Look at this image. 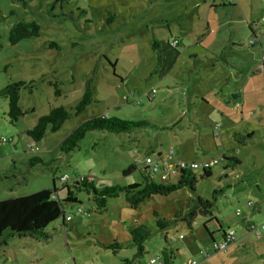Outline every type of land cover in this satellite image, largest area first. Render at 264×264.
I'll return each instance as SVG.
<instances>
[{"label": "rangeland", "instance_id": "1", "mask_svg": "<svg viewBox=\"0 0 264 264\" xmlns=\"http://www.w3.org/2000/svg\"><path fill=\"white\" fill-rule=\"evenodd\" d=\"M219 1L0 0V88L17 81L32 86L20 90L23 114L15 122L7 115L6 98L0 97V200L52 188L53 178L64 199L61 175L70 182L91 176L96 187L142 182L145 156L156 158L169 147L171 164L224 153L239 161L225 176L223 162L213 163L209 177L196 172L194 191L183 187L154 194L136 208L121 194L99 211L87 193L76 192L77 202H62L64 217L70 219L65 226L61 216L49 224L48 238H1L0 264H116L135 253L129 233L140 223L151 235L135 264H146L165 246L176 250L174 264L188 259L264 264V233L256 237L244 226L247 218L256 225L264 221V73L255 74L258 93L243 110L238 94L248 80L241 72L254 69L255 60L264 61L257 50L264 0L213 4ZM20 20L38 23L39 34L11 44L9 29ZM87 81L91 103L75 113ZM200 92L209 93L207 103ZM53 106H64L72 117L33 142L26 130ZM103 113L147 123L119 133L90 130L73 150L59 148L79 123ZM218 122L221 132L215 137L211 131ZM32 157L39 159L31 162ZM131 165L134 170L125 174ZM176 180L171 175L165 182ZM198 195L213 199L221 228L236 233L225 251L213 250L221 228L214 219L205 227L207 216L196 217L192 228L180 222L166 230L156 226L154 211L172 218ZM115 241L121 244L116 251L109 247Z\"/></svg>", "mask_w": 264, "mask_h": 264}, {"label": "trees", "instance_id": "2", "mask_svg": "<svg viewBox=\"0 0 264 264\" xmlns=\"http://www.w3.org/2000/svg\"><path fill=\"white\" fill-rule=\"evenodd\" d=\"M40 26L33 20H20L15 22L9 29L8 41L11 44H16L24 38L37 36L39 34ZM159 58V54H158ZM30 83L24 81H17L6 84L0 88V97L6 98L8 102L7 115L11 122H15L23 111L20 107V90L22 87H28L32 90ZM58 90L55 94H58ZM92 86L90 81L85 84V89L81 100L76 105L75 113H80L86 105L91 103ZM72 117V112L64 106H53L49 112L38 118L37 122L29 129L26 134L31 137L33 142L40 140L47 132V130L55 131L69 118ZM147 122L135 121L119 118L117 116H110L106 114L93 115L88 119L79 123L59 144V148L64 152H69L78 147L80 140H82L86 133L90 130H107L109 132H124L134 127H139ZM235 136V135H234ZM38 157H32L31 162L37 161ZM219 161L223 162V171L227 168H233L239 161L234 157H227L223 154ZM134 165L129 166L124 170V173H129L134 170ZM201 171L199 175L202 177H209L213 172L211 167H203L200 169L186 168L182 169L176 182H165L166 180H157L151 178L147 172L140 170L142 174V182H134L128 185H112L105 187H96L91 176L81 175L73 179L62 180L64 184L62 188L66 189L64 199H60L58 188L53 178L52 188H43L36 192L23 195L14 196L0 200V239L7 236H31L33 238L41 239L48 238L49 233L45 232V228L54 222L60 216L63 217L61 226H65V217L62 202H77L78 198L76 192L84 191L87 193L96 210L103 211L107 207L108 199L124 195L125 200L134 208L138 207L146 199L154 194L167 195L173 191L188 187L191 191L195 190L197 182V171ZM61 179V178H60ZM216 191V190H215ZM214 191V192H215ZM220 193H223L224 187L220 188ZM214 201L201 196L192 199L188 208L174 215L172 218L161 216L157 211H154L156 226L159 230H166L169 227L175 226L177 223H184L189 228H192L193 222L199 215L207 216L206 222L214 219L221 228L222 223L216 216L213 215ZM248 231V225H245ZM130 241L135 247V253L130 257L116 264H135L137 258L146 253L144 242L150 237L151 231L149 228L140 223L130 228ZM222 238L226 236V231L221 230ZM180 235V234H179ZM178 235V238H180ZM182 235V234H181ZM212 237V233L210 234ZM183 236V235H182ZM182 238V237H181ZM213 238V237H212ZM166 241L177 240V237L167 238ZM114 251L120 249L121 244L113 242L109 245ZM176 250L172 246H165L161 249L158 257L159 264H174Z\"/></svg>", "mask_w": 264, "mask_h": 264}, {"label": "built area", "instance_id": "3", "mask_svg": "<svg viewBox=\"0 0 264 264\" xmlns=\"http://www.w3.org/2000/svg\"><path fill=\"white\" fill-rule=\"evenodd\" d=\"M254 42V41H251ZM172 45L176 46V41L172 40ZM256 71H264V61H260L255 66ZM215 132L214 135H218L219 126L216 125L214 128ZM3 141H6V138L2 139ZM173 148L169 147L165 153L157 155L156 158H154L151 155H146L144 158V163L141 167L142 170L147 172V174L151 178L159 179V180H167L171 175L178 176L179 172L182 169L186 168H193V169H200L203 167H211L213 163H218L220 157L218 158H211L206 159L201 162H187V161H179L177 164H171L168 159L173 157ZM165 154V155H164ZM61 180H68L67 175H61ZM248 206H252L253 203L251 201H248ZM79 211H82L79 209ZM237 215H240V210L238 209L236 211ZM70 217L66 216L65 220H69ZM248 225V231L252 232L256 237H259L262 233H264V221L260 225H256L254 222H247ZM179 237L181 238L182 235L180 234ZM174 238V237H173ZM237 238L236 233L232 229H228L226 231V236L224 238H221L218 241H213V250L219 251V250H226V247L229 243L235 241ZM199 253L201 256L206 257L208 255V252L206 250H200ZM146 264H159V260L157 256L150 257L148 262ZM182 264H198V261L196 259H188V261H184Z\"/></svg>", "mask_w": 264, "mask_h": 264}, {"label": "crops", "instance_id": "4", "mask_svg": "<svg viewBox=\"0 0 264 264\" xmlns=\"http://www.w3.org/2000/svg\"><path fill=\"white\" fill-rule=\"evenodd\" d=\"M228 1V0H227ZM224 3L225 1L224 0H220L219 2H214L213 4H217V3ZM229 2V1H228ZM209 25V24H208ZM260 25H263V23H261ZM250 28H251V30H253L254 31V27H252V26H250ZM261 38H260V42H258L259 43V49H257L258 51H260L261 52V54L262 55H264V29L261 31ZM262 39V40H261ZM180 43H181V40H180ZM180 45V44H179ZM182 45V44H181ZM262 59H264V58H262ZM258 60H255V63H258L257 62ZM256 65V64H255ZM255 67V66H254ZM241 72V71H240ZM242 74H244V78H247L248 77V80H247V82L244 84V86H243V88L238 92V94L239 95H241V97H242V103L239 105V107H241L242 108V110H243V108H245L246 107V103H247V101L249 100V99H251V97H252V94L254 95V94H256V93H258L257 92V88H258V83H259V77H256L255 76V74L256 73H264V71H256L255 70V68L253 69L252 68V70L250 71V69L249 68H247V69H244V73L243 72H241ZM250 82H251V84H250ZM250 84V85H249ZM200 95H201V97H202V101H204V102H206L207 103V95H209V93L208 92H205L204 94L203 93H199ZM234 98H236V97H234ZM239 101H237L236 103H238ZM242 113V112H241ZM103 114H106V115H109L108 113H103ZM216 125H218L219 126V131H218V135L217 136H219L220 135V128H221V125H222V123H220V122H218V124H215L214 126H213V128H212V134H213V136H215L216 137V135H214V132H215V130H214V128H215V126ZM163 152H158V155L159 154H162ZM225 154V153H224ZM226 155V154H225ZM232 168H227V170H225V171H223V173L224 174H222L223 176H225L227 173H228V171H230ZM222 170H223V165H222ZM220 172H222L221 170H220ZM259 187V186H258ZM248 205V204H247ZM255 207V208H254ZM254 207H252V208H254V209H260V205L259 206H257L256 204H255V206ZM250 213H252V211H250ZM215 216V215H214ZM215 221V220H214ZM216 222V221H215ZM246 222H253L252 221V218H247L246 220H245V225H246ZM244 225V226H245ZM220 229V228H219ZM246 229V228H245ZM221 230H223V228H221ZM221 230H220V232H221ZM228 230V229H227ZM227 230H225V231H227ZM247 232H250V231H247ZM263 234V233H262ZM222 238V234L220 233V239ZM214 241V240H213ZM242 247H247L246 246V243H244L243 245H242ZM238 249H240V247L238 248V246H236V249H235V251L236 250H238ZM231 257H229L226 261H228L229 259H230ZM184 261H186V260H183L182 261V263L184 262Z\"/></svg>", "mask_w": 264, "mask_h": 264}]
</instances>
